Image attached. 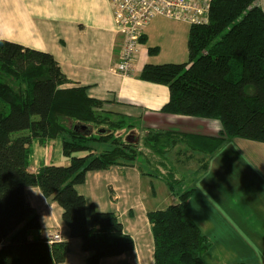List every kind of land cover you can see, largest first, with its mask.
Segmentation results:
<instances>
[{
	"label": "trees",
	"instance_id": "1",
	"mask_svg": "<svg viewBox=\"0 0 264 264\" xmlns=\"http://www.w3.org/2000/svg\"><path fill=\"white\" fill-rule=\"evenodd\" d=\"M258 1L214 0L209 22L190 27L189 62L147 64L141 74L168 86L162 113L221 124L212 138L170 134L194 148L201 144L209 156L232 139L264 143V10ZM67 84L52 54L0 40V264H62L71 252L70 241L50 244L43 236L40 217L26 197L31 187L63 209L70 237L91 253L89 264L135 249L117 213L88 207L77 187L88 172L134 165L145 150L118 134L135 127L122 113L91 97L87 87ZM167 133L150 132L144 147L160 156L172 141ZM58 139L70 164L33 172L34 145ZM164 177L179 202L148 213L155 264H208L203 254L209 239L189 213L197 189L178 194L183 180L175 173Z\"/></svg>",
	"mask_w": 264,
	"mask_h": 264
},
{
	"label": "crops",
	"instance_id": "2",
	"mask_svg": "<svg viewBox=\"0 0 264 264\" xmlns=\"http://www.w3.org/2000/svg\"><path fill=\"white\" fill-rule=\"evenodd\" d=\"M258 5L264 10V0H259ZM155 19L144 29L133 73L125 77L113 70L120 60L124 40L116 30L110 0H0V40L52 54L68 79L66 86L87 87L91 97L107 101L110 108L122 113L135 126L123 131L130 133L126 138L135 139L142 145L141 141L150 132H170L167 137L172 141L167 142L166 152L160 156H156L149 146V149L143 147L145 154L134 165L88 172L86 182L77 187L85 196L88 207L117 213L124 231L134 239L135 248L138 245L137 237L142 233L133 227L149 212L156 211L144 207L142 213L137 214L135 191H142V184L147 183L148 189L155 188L157 199L155 180L162 178L165 181V173H175L183 182L189 172L199 176L208 175L212 171L213 158L224 147L213 157L199 147L201 144H195L194 148L183 140L177 141V137H170V134L178 132L212 138L219 135L222 126L215 120L162 113V107L170 99L168 86L141 79L147 64H162L152 60L164 47L163 41L153 40L155 28L162 17ZM153 48L159 51L151 52ZM228 141L225 143L224 203L242 205L249 197L262 207L260 201L255 199L264 197V143L239 139ZM35 145L51 154L44 163L32 158L33 172L43 165L60 164L56 162L61 161H57L55 154L50 152L52 144ZM103 179H106L104 183ZM247 184L251 185V189H246ZM109 190L111 194L107 193ZM172 195L175 197L173 201L179 196ZM138 196H141L140 192ZM26 197L40 217L43 236L47 238L51 234L61 233L63 241L71 240V252L62 264H89L91 254L83 250L80 239L70 237V231L62 219L63 209L45 197L38 187L28 188ZM263 212L264 209H258L259 221L264 223ZM234 224L231 222L228 228L234 230ZM146 233H150L148 227ZM100 264L144 263L137 255L131 258L129 254H124L103 259Z\"/></svg>",
	"mask_w": 264,
	"mask_h": 264
},
{
	"label": "rangeland",
	"instance_id": "3",
	"mask_svg": "<svg viewBox=\"0 0 264 264\" xmlns=\"http://www.w3.org/2000/svg\"><path fill=\"white\" fill-rule=\"evenodd\" d=\"M159 17H162V20L159 21V25L155 28L153 40L163 41L164 47L158 55L152 57V60L162 64L189 62L190 52L188 40L191 24L163 16ZM154 20L156 19L154 18L152 21ZM162 21L164 22L162 23ZM127 133L128 131L118 132L126 140L129 139L126 136L130 134ZM239 140L247 139L239 138ZM55 142L50 152L55 154V158L58 159L57 161H61L56 163H60L59 165L70 164V160L63 155L62 141L58 139ZM141 142L142 145H140L143 148L144 141ZM225 146L226 144L216 156L214 155L215 158H213L214 156L212 157L211 173L199 176L194 172H189L184 176L185 182H182L181 186L178 187V193L181 194L187 191L186 189L190 190L195 187H200L190 199L189 210L193 220L200 226L210 242L209 249L203 254L206 263L264 264V223L259 221L260 214L258 213V209H264V197L262 199H255V201H260L259 204L262 207L252 202L251 200L253 199L249 197L242 205H227L224 203ZM45 154L46 156L44 157ZM50 154L48 150L38 148V145L34 146L33 158L38 163L40 161L42 163L47 161ZM198 178L200 179L199 181ZM157 180L159 181L155 180L156 185L154 186L157 189V199L154 192L155 188L152 189L150 187L151 190L148 189L147 187L149 185L147 183L142 184V191L140 189L135 191L137 200L134 202V205L137 214H141L144 207L157 211L167 209L169 206L179 202L178 197L173 201L175 197H173L171 190H169L166 181L162 178ZM104 181L106 179H103V183ZM136 187L139 186L137 185ZM246 189H251V185L247 184ZM139 192L141 196H138ZM107 193L111 194V190ZM147 217L146 215L145 218H141L139 224H136L135 228L133 227L136 231L141 230L142 234L137 237L138 245L135 248L136 250L134 249L126 254H129L131 258L136 255L138 258L141 257L144 264H155L154 235L150 227L149 218L147 219ZM231 222L236 223L234 224V230L228 228ZM146 224L150 232L149 234L146 233Z\"/></svg>",
	"mask_w": 264,
	"mask_h": 264
},
{
	"label": "built area",
	"instance_id": "4",
	"mask_svg": "<svg viewBox=\"0 0 264 264\" xmlns=\"http://www.w3.org/2000/svg\"><path fill=\"white\" fill-rule=\"evenodd\" d=\"M214 0H110L117 32L124 44L119 62L113 70L130 76L140 51L144 29L156 17L163 16L189 23L207 24ZM61 233L47 236L50 244L63 242Z\"/></svg>",
	"mask_w": 264,
	"mask_h": 264
},
{
	"label": "flooded vegetation",
	"instance_id": "5",
	"mask_svg": "<svg viewBox=\"0 0 264 264\" xmlns=\"http://www.w3.org/2000/svg\"><path fill=\"white\" fill-rule=\"evenodd\" d=\"M129 139H132V138H129Z\"/></svg>",
	"mask_w": 264,
	"mask_h": 264
}]
</instances>
